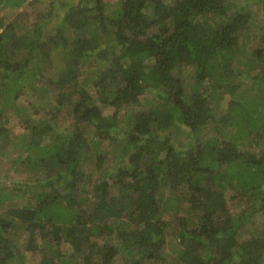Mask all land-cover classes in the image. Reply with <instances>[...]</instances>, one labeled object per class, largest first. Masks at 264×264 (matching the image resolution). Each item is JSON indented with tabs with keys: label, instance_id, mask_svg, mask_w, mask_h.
<instances>
[{
	"label": "trees",
	"instance_id": "1",
	"mask_svg": "<svg viewBox=\"0 0 264 264\" xmlns=\"http://www.w3.org/2000/svg\"><path fill=\"white\" fill-rule=\"evenodd\" d=\"M26 1L0 0V12L16 10L0 13V141L5 108L34 80L58 91L12 143V164L33 174L0 187V264H26L20 240L36 264H111L118 253L123 264H264V227L254 223L264 216V73L251 79L258 99L244 100L234 55L247 3L44 0L28 24L18 10ZM52 18L53 34L44 27ZM261 40L253 54L264 60ZM205 81L227 89L224 115ZM147 90L160 98L130 111ZM61 111L73 119L65 129ZM181 124L189 133L175 144ZM106 145L116 162L87 190L85 162L101 168ZM22 185L32 194L25 205Z\"/></svg>",
	"mask_w": 264,
	"mask_h": 264
},
{
	"label": "rangeland",
	"instance_id": "2",
	"mask_svg": "<svg viewBox=\"0 0 264 264\" xmlns=\"http://www.w3.org/2000/svg\"><path fill=\"white\" fill-rule=\"evenodd\" d=\"M76 1V0H74ZM111 3H116L117 0H107ZM240 3H247V5L250 7L252 12L251 21L249 24V27L247 29L242 30L239 32V39L238 43L234 50V55L237 56L238 62H236V66H238L240 72L238 75V95L241 96V98L246 99V101H251L254 99H258L256 97V90L254 89V86H251L250 84L253 82L251 79L257 75L259 72L264 73V60L263 59H256L253 50L257 47H262V40L261 35L264 33V9L262 6H259V4H256V2H253L251 0H239ZM32 2V4H29ZM43 2V3H42ZM68 3H72L71 1H66ZM238 0H232V4L234 6L237 5ZM44 6V0H27L26 3H24L21 8H18L19 11H24V20H26V23H31L35 19V9L32 7H36V9H42ZM0 13H3L5 16H8L9 18L16 13V10L5 8ZM53 14L51 17L57 16L58 9L55 8L53 10ZM212 21H214V17H210ZM53 20H47V24L45 27V32H50L53 34V26H54V20L57 21V19L52 18ZM23 21V19H22ZM49 34V33H48ZM248 64H251L248 65ZM48 70H53L52 68H49ZM190 71L192 72V69H186V73L183 75V89L185 94L190 95L193 90L196 87V81L193 78V75L190 76ZM38 78V77H37ZM40 80H34V88L33 92L31 91V88H26L22 93L18 94V97L15 100L14 105L5 108L4 114L7 115L6 124L5 126L8 129V136L7 138L1 139L0 141V187H6L11 188L15 186L17 189L19 187L18 184H15L17 179L26 180L31 177L33 174V171H29L27 168H23L20 166H15L11 162V157H13V150L12 147L13 141L18 139L20 135L26 132L25 124L28 125V127H31L32 125H35L39 122L41 114L52 107L53 105V94L56 93L58 90L55 87V84L52 82H48V79L46 78H39ZM81 79V78H80ZM212 83L205 81L204 85L209 86V90H216V92H212L209 94L210 99H214V97L220 98V102L216 100L212 101V106L216 110V116L219 117L220 115H224L225 113V102L229 98L227 93V89L224 88L222 83H220V86L214 87L211 85ZM93 90H91V93ZM160 98L157 96L155 92L152 90H147L143 93V95L140 98V101L132 106L129 110L130 111H136V110H143L147 109L149 105L153 102H156ZM99 105H101L100 102H98ZM107 112L111 111L109 108L106 109ZM123 112V111H122ZM73 121L72 117L66 113L65 111H61L58 118V126L60 129H65L66 126L71 124ZM189 133L188 128H186L184 125H179V130L177 133H172V142L175 144H179L180 142H185V135ZM185 145V144H182ZM103 161L101 168L96 167L95 165V158L92 160H89L88 162H85L83 170L87 173H91L92 176L90 180H86L85 188L87 190L89 189V184L95 180L101 178V171L109 170L113 164L116 162V158L113 156L110 147L108 145L103 146ZM15 152H19V148H15ZM24 157V155H22ZM39 172V171H38ZM37 174V173H36ZM40 175V174H39ZM37 175V176H39ZM106 177V176H105ZM22 193H23V199L21 200L22 205H25L28 201L29 193L28 191H24L26 188L24 185L21 187ZM88 195H92V193H89V191H86ZM20 202V201H19ZM164 218H170L171 214L169 215L168 210L163 211ZM254 223L257 230L261 231L264 227V216H258L254 219ZM263 225V226H262ZM173 234L174 232L170 229L167 233V240L163 247L164 251L167 253L172 252L171 251V243L173 242ZM19 244H21V250L23 253H26L27 255V262L26 264H36L38 256L32 255L29 252H26L24 247L23 241H19ZM62 250L66 252V254H70V250H68L66 247H63ZM36 256V257H35ZM174 257L173 253H169V255L166 256L167 260H171ZM124 261V255L121 253H118L111 264H123ZM154 264V263H150Z\"/></svg>",
	"mask_w": 264,
	"mask_h": 264
}]
</instances>
